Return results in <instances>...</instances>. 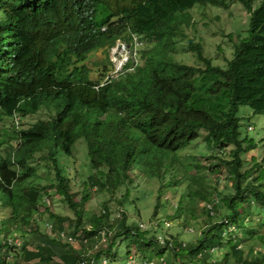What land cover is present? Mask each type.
<instances>
[{"label": "trees", "instance_id": "trees-1", "mask_svg": "<svg viewBox=\"0 0 264 264\" xmlns=\"http://www.w3.org/2000/svg\"><path fill=\"white\" fill-rule=\"evenodd\" d=\"M234 1L249 15L246 34L227 35L226 46L218 44L212 58L202 38H197L193 10L227 7L228 0H0V117L21 119L40 111L50 115L25 129L14 122L10 135L14 142L0 139V264H28L34 259H38L34 264H82L83 260L97 264L114 257L116 241L128 237L135 239L130 245L143 252L141 260L153 264H164L159 258H146L144 249L154 245L160 247L159 256L171 252L172 264H264V159L244 169L242 155L256 145L241 137L239 117L241 106L264 115V0ZM103 27L107 29L102 31ZM131 33L155 41L145 52L144 67L128 75L126 83L96 91L87 59ZM191 57L189 64L186 60ZM200 89L203 92L197 95ZM200 130L206 133L210 159L219 158L204 173L215 176L224 170L232 180L230 193L219 200L216 194L222 184L215 183L205 195L206 180L190 174L191 165L184 166L178 157L186 144L200 138ZM80 140L86 142L95 173L84 181L77 200L76 169L68 165L76 160L74 146ZM37 153L54 174L52 192L75 217L55 215L52 195L47 188L42 194L35 184L36 173L28 161L35 160ZM140 180L145 185L158 182L147 229L139 226L144 220L130 222L124 208L130 197L140 216L141 208L131 199L141 189ZM89 184L100 193L123 189L113 213L105 205L99 215L85 213ZM163 188L180 193L174 210L177 233L188 222H196L198 207L204 204L201 216L209 224L194 242L185 243L167 232L159 236L163 243L157 240L161 222L156 226L153 222L162 200H171L162 196ZM142 189L137 201L153 192ZM49 222L52 237L41 233ZM24 226L28 228L23 230ZM101 229L112 233L106 242L96 239ZM63 230L75 239L76 247L57 239L56 233ZM22 234L31 235V241L6 243L11 235ZM212 257L217 261H210Z\"/></svg>", "mask_w": 264, "mask_h": 264}, {"label": "rangeland", "instance_id": "rangeland-1", "mask_svg": "<svg viewBox=\"0 0 264 264\" xmlns=\"http://www.w3.org/2000/svg\"><path fill=\"white\" fill-rule=\"evenodd\" d=\"M193 13L196 14L198 21L197 38L198 40L202 38L200 42L203 44L206 54L209 57L212 58L216 57V46H218V44L222 46H226V42L228 41L226 38L227 35L230 34L235 37L238 34H242V35L246 34V26L249 21L248 20L249 15L246 9L243 7V5H241L240 3L234 0H229L227 2V7H207L203 9H195L193 10ZM151 43H152L151 41L146 42V47L151 45ZM193 60H194L193 57H191L187 59L186 62L192 64ZM219 61L224 62V58L219 57ZM86 64L90 69V79L93 81H97L98 79H100L105 69L107 68L108 65L107 52L103 50L95 51L90 55V57L86 61ZM200 82L202 81H199L198 83ZM202 92L203 91L200 89L197 95L201 94ZM239 117L241 118V122H240L241 137L252 140L253 143L256 145V149L254 148L251 152L242 155V157L246 160V163L244 164V169H249L255 163L261 162L264 159V115L254 114V112L248 106H241L239 110ZM39 119L48 120L49 116L45 111H40L37 114L23 117L20 119L19 129L28 128ZM249 126L252 127V130L248 129ZM13 127H15L14 119L7 117H0V139L4 140L6 144L8 142L10 143L14 142V140L10 138ZM199 133H200V138L190 142L189 144H186L184 148L179 152L178 157L184 166L191 165L188 170L190 174L192 175L199 174L200 176L203 177V179L206 180L204 181L206 186V189H204L205 195L209 196L210 192L213 191V187L215 183L222 184L221 186H219L220 193L216 194L218 196L217 199L219 200L221 197H223V195L225 194L227 195L228 193H230L231 191L230 185L232 183V180L229 181L227 179L224 170L221 172L220 175L215 174V176L214 174H209L207 171L206 173H204L207 167L211 165V161H213V165H215L217 161H219V158L217 157L214 159H210L212 151L205 143L204 137L206 136V133L203 130H200ZM1 151L3 153L5 152V146L1 148ZM86 154H87L86 142L84 140L78 141L77 144L74 146V157L76 160L74 163L68 165L71 168L76 169V171L74 172V174L76 175V179L74 180L73 183V191L77 193L76 194L77 200L81 196L80 192L84 185V181L87 180L88 176L94 175L95 173V171L92 169V167L89 164ZM225 156L231 158L230 154L227 152H225ZM251 158H255L254 163L252 162L253 160ZM62 161L67 162L68 160L62 158ZM46 163L47 161L43 159L41 153L36 154L35 160L28 161L29 166H31V169H33L36 173L35 184L42 188L43 190L42 194L44 193V190H46L47 188L48 189L47 193H50L52 195V199L54 200V204L52 206L53 207L52 212L55 215L64 218L68 217L69 215L71 218L75 217L73 212L69 211V209H67L66 206L61 202V200L59 199L60 196L57 195L55 192H52V186L50 185L54 184L55 181L54 174L50 170H48ZM195 165L201 166L203 167V169L198 170ZM172 175L174 176V178H170V179L171 180L176 179L175 177L176 174L173 173ZM90 182L91 180L88 179V183ZM140 185H141V189H136L134 191L135 194L131 196L132 200L135 199L134 201L138 209L141 208L140 216H137L136 212L138 213V210L131 204L132 201H130V197H128L126 204H124V208L126 209L127 213H129V217H131L130 222L136 224L141 219L144 221H141L139 223V226L143 224L148 226L149 228L148 222L150 220V215H152L151 210L155 208L153 202H155L157 198L155 190L157 189L158 182L156 180H153L151 184L150 182L149 183L146 182L145 185V182L140 180ZM144 186L146 187V189H149L153 192L147 198H145V200L137 201L136 199L141 200V198L137 196H143V194H141L140 192L144 190L142 189ZM163 191L164 192L162 196L170 197L171 200L170 203H166L165 200H162L161 210H159V214L155 217L156 219L153 218L155 219V222H153L154 225H156V223L158 222H161L160 229H158L156 232L157 240L163 243V238L159 236L161 235L164 236V234H166L167 232V233H172L173 235L175 234L178 235L180 240L185 241V243L194 242L195 240L194 238H196L195 236L196 235L199 236L201 234V231L206 226V223L209 224V222L205 221L206 217L201 216L203 214L202 209L204 204H200L198 207L197 213L198 215H200V217L197 220L195 219L196 222L195 223L188 222L187 225L183 226L184 228L182 229V231L180 233H177L178 230L173 228L174 225L178 224V219L175 216L176 214H174V210L177 207V200L180 198L179 197L180 193H178V191H176L174 188L170 190L169 188H163ZM89 193H90L89 200L88 202H86V204H84V211H86L85 213L87 215H94V214L99 215L100 210L104 208V205L108 207V209H110L109 213H113L117 208L116 205L118 198L124 195L123 189H118V193L116 194L100 193L90 188V184H89ZM220 204H221L220 209L222 211H225L223 204L221 202ZM252 206L258 207V205L254 203H252ZM143 208H148L145 209L148 211L145 212V210H142ZM48 217L49 216L47 214L46 217L47 220H49ZM40 223L42 222H39L38 225ZM50 223L51 222H49L48 224L45 223L42 226L43 228L41 229L42 231L41 233L43 234L45 233L49 237H52L49 234L50 228L47 227V225H50ZM168 225H172V227L170 229H166L165 227H168ZM68 226H69V222L64 226V228H67ZM187 229L189 230V232L186 231ZM147 235L150 237L152 233H148ZM12 239H15V241L17 239L18 242L21 243L22 241H29V240L31 241L32 237L31 235L24 236L22 234L20 236H13ZM134 240L135 239L133 237L119 238L116 241V245L114 247V257H108V260L105 262L101 261L100 259L97 261V264H129L130 262L133 263V261L135 263H140L139 262V260H141L140 254L143 252L139 247L135 245L134 246L130 245ZM246 245L247 244H243V249L245 254L247 255L249 252H247L248 248L246 247ZM133 247H135V249H133ZM31 248L33 247L29 245L28 250H31ZM144 250L146 252L145 255L146 258L153 260H158L159 258L160 263L172 264L171 261L172 259H174L169 250L166 251L164 254H162L163 256H159L157 252L160 250V247L157 245L148 247L147 249L145 248ZM131 257L133 259L129 261ZM37 260L38 259H34L30 261L28 264H34L35 262H37ZM209 260L214 262L217 261V258L212 257V259Z\"/></svg>", "mask_w": 264, "mask_h": 264}, {"label": "clouds", "instance_id": "clouds-1", "mask_svg": "<svg viewBox=\"0 0 264 264\" xmlns=\"http://www.w3.org/2000/svg\"><path fill=\"white\" fill-rule=\"evenodd\" d=\"M101 29L102 31H105L107 27H103ZM149 41H151L152 43L151 45L146 47V42H149ZM154 44H155V41L153 38L149 39L143 35L131 33L126 38L124 36L116 38L114 42L110 44L109 46H107L106 48L97 49L96 51L103 50L107 52L108 65L103 75L100 77V79H98L97 81H94L96 82L94 85V89L96 91H99L101 88L109 86V85H114L115 83H126V79L128 75L135 74L144 67L145 52L150 50ZM31 115H34V114H31ZM48 116L50 117L49 114ZM14 122L17 125H19L20 118L15 117ZM248 129L252 130V127L249 126ZM49 201L50 200L47 201V205L49 203L51 205V202ZM42 209L43 208H40V213L43 211ZM36 217H37V214H35L34 218ZM50 225H47V227L50 228L49 227ZM24 228H28V227L24 226L23 230ZM12 237L13 235H11L9 238H12Z\"/></svg>", "mask_w": 264, "mask_h": 264}, {"label": "built area", "instance_id": "built-area-1", "mask_svg": "<svg viewBox=\"0 0 264 264\" xmlns=\"http://www.w3.org/2000/svg\"><path fill=\"white\" fill-rule=\"evenodd\" d=\"M208 208L209 209H211V206H208ZM213 212H211V214H212ZM156 225H157V223H156ZM155 225V226H156ZM50 228L52 227L51 225L49 226ZM140 227L142 228V229H147L148 228V226H146V225H143V224H141L140 225ZM99 233L97 234L98 236V238L96 237V239H97V241L99 240L100 242H106V240H107V237L108 236H110L112 233H111V231H107L106 229H101V230H99L98 231ZM56 237H57V239L58 240H60V241H62L63 242V244H70V245H72V246H74L75 244H76V241H75V239L73 238V237H71V236H69V234H67V232H65V230H63V231H58L57 233H56ZM88 240H85L84 242H87ZM6 243L8 244V245H11V244H16V245H21V243L20 242H18V240L16 239V241H15V239H12V238H8L7 240H6ZM95 245H98V243H96L95 242ZM131 259H133L132 257L129 259V261L131 260ZM162 259V258H161ZM163 260V259H162ZM104 262L106 261V260H103ZM139 262L140 263H135L134 261H133V263H129V264H153V262H148V261H146V260H139ZM82 264H88V260H83V262H82Z\"/></svg>", "mask_w": 264, "mask_h": 264}]
</instances>
